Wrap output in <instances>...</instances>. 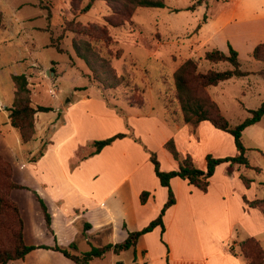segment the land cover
<instances>
[{
    "label": "rangeland",
    "instance_id": "obj_1",
    "mask_svg": "<svg viewBox=\"0 0 264 264\" xmlns=\"http://www.w3.org/2000/svg\"><path fill=\"white\" fill-rule=\"evenodd\" d=\"M76 1H78L80 9L89 0ZM164 1H166V6L162 8L136 7L131 16L123 21L119 16L112 15V9L103 0H94L88 10H78L76 13L70 11L69 0H0V102L3 104L11 102L10 98L14 88L11 75L24 73L30 89L32 106V103L54 105L59 97L61 101L58 105L62 108L68 103L63 101L71 97L72 87L77 86L79 95L87 92L90 97L98 98L101 92L103 99L110 106H115L114 108L119 112L127 109V105L133 102L131 103L134 105L133 109L147 110L151 106L154 110L151 113L152 116L157 111L165 118L167 109L169 117L171 115L176 118L178 110L177 102L173 96L172 80V73L176 68L174 66H177L176 62L180 61L181 64L187 58H191L196 62L197 70L201 72H206L209 69L221 71L232 68L226 61L212 63L204 58V53L215 49L216 46L219 50L227 52V44L219 40L221 32L218 31H220L222 10L231 1ZM256 1L264 5V0ZM193 4L194 7L190 8ZM176 7L179 9L176 12H171V9ZM71 20L79 23V26L76 27L85 31H93L94 26H97L108 33L111 39L108 48L105 47L101 38H95L91 42L96 51L109 59L118 75H126V82L116 88H103L93 79L88 67L83 60L74 55L71 48V40L74 37H80L74 32L64 29L65 23ZM204 20L205 23H203ZM110 21L120 24L112 26ZM199 23L201 25L196 30ZM174 29L178 30L174 31ZM93 35L98 34L93 32ZM235 35L233 36L235 45L233 48L238 53L240 69L250 73L208 87L209 95L218 104L230 125L241 122L249 116L251 109H256L264 100V78L259 73L264 71V63L255 61L250 56L256 39L254 36L246 35L245 32ZM205 36L208 38L207 44L200 47L196 39H204ZM116 53H119V57H115ZM89 82H94L95 85L91 87ZM49 89L54 92L49 93ZM141 105H143L142 108H137ZM164 105H166V109H164ZM8 113L7 110V115ZM41 114L43 120L51 115L47 111ZM122 114L126 115L125 112ZM86 121L85 118V121L82 122L83 129H85ZM2 122L0 114V153L10 160L13 180L35 189L43 198L51 215L52 232L46 229L39 203L29 190L21 189L10 192V197L18 204L24 221L26 244L53 245L56 243L63 248H68L70 252L81 254L88 251L91 246L115 243L125 238L120 224L122 217L129 216L132 192H121L119 195L122 201H116L114 197L108 198L105 204L110 208L111 214L104 215L93 208H88L84 215H77V212L68 215L62 212L55 201L57 195L62 194L70 202L68 205L83 206V200L62 183V170L56 168V163L51 157L43 164V167L48 169L46 172L48 180L51 182L50 186L40 182L41 176L35 175L30 170L21 169L18 166L19 163L13 161L11 154L18 133L13 128L6 131ZM80 138L84 141L87 140L88 144L86 148L80 150L78 157L88 154L93 149L90 145V138L81 135L71 140L67 146ZM45 142L40 144V148L31 157L38 155L39 150L44 148ZM242 143L246 148L245 155L248 161L254 167L259 168V171L254 167L242 168L245 175L252 179V183L255 185L249 192H246V195L244 193V196L252 197L253 193L257 197L263 196L264 114L258 122L243 130ZM68 148H65L66 152ZM157 148L150 149L148 153L154 152L157 157ZM165 151H167L166 148ZM225 151L224 154L228 152V148ZM24 154L26 153L24 152ZM180 154L183 155V153ZM226 156L231 155L227 154ZM29 157L24 155L25 159ZM157 159L161 163V167L168 168L162 157L160 159L157 157ZM221 170H223L222 167ZM237 186L235 185V188ZM110 215L112 217H108ZM85 222L91 223V228L83 235ZM197 224L199 226H194L190 222L183 233L185 245L191 252L194 250L193 244L197 241L212 242V240L218 239L222 233V231L212 232L208 226L200 222V219ZM106 225L107 227H105ZM158 239L164 245L165 250L168 249L162 234H159ZM254 239L258 241L253 240L256 244L259 243L263 251L264 264V227L262 225L256 231ZM156 241L158 240L153 238L150 242L156 243ZM242 242L238 248L233 246L230 248L232 252L244 257L249 262L250 259L245 257V253L250 255L249 252L254 246L247 243L243 248ZM73 244L75 247L71 246ZM155 246L149 249L151 254L147 258H143L139 248L136 251L135 248H130L119 253L108 251L101 257L92 258L89 264H137V262L138 264H168L166 259L164 262H150L151 258L157 256ZM9 264L74 263L59 252L37 249L26 254L24 259Z\"/></svg>",
    "mask_w": 264,
    "mask_h": 264
},
{
    "label": "crops",
    "instance_id": "obj_2",
    "mask_svg": "<svg viewBox=\"0 0 264 264\" xmlns=\"http://www.w3.org/2000/svg\"><path fill=\"white\" fill-rule=\"evenodd\" d=\"M227 1L231 3H228L220 15L221 24L218 32H221V38L219 40L234 47L233 36L236 33L245 32L248 36H254L255 45L264 42V5L256 0ZM177 9L179 8H172L171 12H176ZM200 25L201 23L198 24L196 30ZM177 30L174 29V31ZM207 39L205 36L204 39H196V42L202 47L207 44ZM215 49H218V46ZM172 59L175 60V58ZM179 62H176L177 66L174 67L177 68L180 65ZM94 85V82H89V86ZM208 87H206L207 92ZM12 91L11 102L7 104L0 102V114L6 131L13 128L9 124L7 115V109L13 100L14 88ZM78 92L77 86L72 87L71 97L63 101L68 103L62 108L58 105L61 101L59 97L54 105H42L50 108L47 111L51 114L50 117L43 120L41 114L43 112L34 114L35 132L30 141L22 143L19 135H16L15 145L11 152L13 161L19 163L18 166L21 169L30 170L35 175L41 176L40 182L50 186L51 182L46 172L48 169L44 168L43 164L51 157L56 163V168L62 170V183L83 200V206L68 205L70 202L62 194L57 195L55 201L62 212L68 215L74 212H77V215H84L88 208L97 209L104 215L111 214L110 208L105 204L108 198L114 197L116 201H122L119 195L121 192H132L129 216L121 218L120 229L125 233L124 237L128 232L142 228L155 218L167 199L166 187L160 185L153 172L148 153L150 149L158 147L157 157L159 159L162 157L168 166V168H163L160 163V168L164 171L177 169V161L164 148V143L170 138L173 139L176 149L180 153L190 154L200 169H205L207 153L215 157H224L227 154L235 155L237 152L232 136L215 128L207 120L201 121L193 130L187 124L170 123L163 114L161 116L157 111L152 116L151 113L154 110L151 106L147 110H140L133 109L134 105H127V109L119 112L114 108L115 106H110L103 99L101 92L98 98L90 97L87 92L80 95ZM32 104L33 107L41 105ZM143 105L137 108H142ZM123 112L126 113L125 116ZM85 118L87 123L83 129L82 122ZM117 133H122L124 136L115 139L91 156L89 153L93 149L88 154L78 157L80 150L86 148L87 140L80 138L67 146L78 135L88 137L93 141ZM44 141L46 142L43 154L32 161L31 156ZM66 147H69L67 152ZM227 148L228 152L224 154ZM24 155L31 158L25 159ZM227 164L221 163L216 166L209 179L206 192L200 191L177 176L171 178L170 186L175 196V203L164 212L162 217L164 230L162 232L160 226H156L151 231L142 234L136 242L135 251L139 248L143 258H147L151 254L149 249L156 245L157 256L150 259L151 263L164 262L167 257L168 264H249L244 257L232 252L230 246L238 248L240 242L246 238H254L260 225L264 227V212L258 208L245 206L242 199L244 193L246 195V192L255 187L252 181L249 187L243 184L240 175H246L242 168L254 166L250 162V167L242 164L231 166ZM221 167L223 170L220 171ZM224 168L227 170L225 171ZM235 185L238 186L235 188ZM29 188L30 192L31 190L36 192L35 189ZM143 190L149 191V195L146 201L141 203L139 194ZM249 197L246 196L247 199H254L264 198V195L257 197L253 193L252 197ZM198 219L212 232L222 231V233L218 239H211L212 242L197 241L193 244L194 252L192 253L185 245L183 233L190 222L194 226H199ZM85 223L89 224V228L84 229L83 227V235L91 228V223ZM159 234L163 235L168 249L165 250L164 245L158 239ZM153 238L158 241L150 242Z\"/></svg>",
    "mask_w": 264,
    "mask_h": 264
},
{
    "label": "trees",
    "instance_id": "obj_3",
    "mask_svg": "<svg viewBox=\"0 0 264 264\" xmlns=\"http://www.w3.org/2000/svg\"><path fill=\"white\" fill-rule=\"evenodd\" d=\"M69 1L70 11L76 13L78 10H88L94 0H89L80 9L78 7V1ZM103 1L112 9V15L119 16L123 21L131 16L136 7L162 8L166 6L164 0ZM190 8H193V5ZM118 24L120 23L110 21V25L112 26ZM76 26H79V23L71 20L65 23L64 29L70 30L80 36L74 37L71 40V48L74 55L83 60L88 67L93 79L103 88H116L123 82H126V75H118L111 66L109 59L96 51L91 42L95 38H101L103 43H105V47L108 48L111 42L108 33L97 26H94L93 31H85ZM93 32L98 35H93ZM250 56L255 61L264 63V42L255 45L250 52ZM115 57H119V53H116ZM204 58L212 63L226 61L230 63L232 68L221 71L209 69L206 72H201L197 70V64L193 59L188 58L184 60L172 73L173 96L175 102H177L178 110L177 116L176 118L171 117V115L169 117V112L167 113V109L165 108L166 105H164V109H166V119L172 124H187L193 130L201 121L207 120L215 128L225 131L232 136L237 151L236 154L224 157H213L211 154H207L205 156V169H200L196 166L190 154H180L176 149L173 139H168L164 143V147L171 154L173 159L177 161V169L168 171L162 170L156 154L154 152L149 153V160L153 165V172L160 185L167 189V199L162 205L158 215L142 228L128 232L126 237L121 241L107 243L102 246H91L88 251L76 254L70 252L68 248H63L56 243L53 245H29L25 243L24 221L18 204L10 197V192L19 189L30 190V188L13 180L12 165L9 160L0 153V264H9L16 260H22L26 254L37 249L59 252L74 264H89L92 258L101 257L108 251L119 253L130 248L134 249L138 238L142 234L151 231L156 226H160L163 232L164 226L162 217L164 212L175 203V196L170 186L171 178L177 176L186 180L188 184L193 185L200 191L206 192L209 185V178L217 165L225 162L230 165L242 164L245 167H250L248 158L245 155L246 148L242 143V132L246 127L261 119L264 114V100L256 109H251L249 111V116L244 118L241 122L230 125L221 112L218 104L209 96L206 87L217 85L220 81L232 77L245 76L249 73L240 69L238 53L229 43L227 44V52H223L219 49H212L204 53ZM260 74L264 78L263 70L260 71ZM11 80L14 86V95L11 106L7 109L9 111L8 120L9 124L17 131L20 141L26 143L34 134V114L36 112L49 111L50 108L42 105H37L36 107L31 105L30 89L24 73L12 74ZM131 103L129 105H133ZM123 136L124 134L117 133L104 139L91 141L90 145L93 147V150L89 153V156L98 153L104 146L109 145L115 139ZM42 154L43 149H40L38 155L33 157L32 161H35ZM254 168L259 171L258 167ZM240 179L246 187H248L252 181V179L244 175H240ZM31 192L39 203L46 229L52 232L50 227L51 215L45 202L35 191L31 190ZM148 195L149 191H141L139 194L140 202L144 203ZM242 199L245 206L258 208L264 212V198L247 199L243 196ZM87 228H89V224L85 223L84 229ZM253 240L256 239L248 237L241 243L243 248L247 243L254 246L249 252L252 258L247 253H245V257L250 259L248 262L249 264H263V251L259 243L256 244ZM71 246L75 247L74 244Z\"/></svg>",
    "mask_w": 264,
    "mask_h": 264
},
{
    "label": "built area",
    "instance_id": "obj_4",
    "mask_svg": "<svg viewBox=\"0 0 264 264\" xmlns=\"http://www.w3.org/2000/svg\"><path fill=\"white\" fill-rule=\"evenodd\" d=\"M48 92H49V93H50V92L53 93L54 91H53L52 89H49Z\"/></svg>",
    "mask_w": 264,
    "mask_h": 264
}]
</instances>
